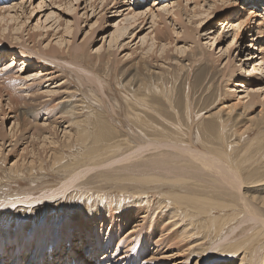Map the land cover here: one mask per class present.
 <instances>
[{
  "label": "rangeland",
  "instance_id": "obj_1",
  "mask_svg": "<svg viewBox=\"0 0 264 264\" xmlns=\"http://www.w3.org/2000/svg\"><path fill=\"white\" fill-rule=\"evenodd\" d=\"M15 1H21V0H7L6 4L4 2V3H0V5L4 6V4L7 5ZM25 1L26 0L22 1L25 4L24 5L25 7H23V10L24 9L27 10L30 8V6L29 8L27 6V3L29 0L26 3ZM39 1L41 2L40 4L41 7L38 9L40 12L39 11L37 12L36 17L37 18L41 17L40 21L42 22L43 25L45 24L48 27L47 29L49 33L48 35L49 37H46V35H44V36H39L38 38H36L35 41L38 43L37 46H39V48H43L50 38L51 39L53 38V40L55 39L54 41L52 40L51 42L52 44H54V42L58 38V35L64 34L63 28L65 27V25H68V24L71 25L75 19L77 20L78 24H76V26L73 25L72 27L73 30H75L76 32L74 37H72V35H68L69 37L66 35V40L69 39L70 41H73L72 43L74 45V46L70 45L71 42L69 43L68 41L69 48L67 49L68 51L67 53L65 52L64 54H62V56L60 57L58 56L57 59H49L47 57H43L42 55L34 54V56L39 57L40 60L44 61L47 64V65H44V68L46 67L47 68L44 69L42 67V68L36 69L37 67L30 66V67H26L25 69L23 68L24 71L22 72V74L20 73V71H18L21 77L19 76L20 79L17 78L19 81L16 78L14 80L17 82V85H15V90H17L15 91V94H16L15 96L18 97L19 100H21L17 102H20L23 107L19 103H17L19 105L16 104L14 105L13 108L10 109L8 105L6 104L7 95L2 90L0 91L1 93L0 107L2 105V108H0V113H1L0 119L2 120V117H3L1 116L2 110H4L3 113L4 112L6 114L9 113L8 119L6 117L5 118L6 120L4 119L5 121L3 122H1L0 120L1 122L0 123V258L1 259L5 258L6 261H4V264L11 263L12 261L11 257H14V252L12 253L11 251L14 248L16 249L20 245H23L22 247L26 246L25 244L27 243V240L32 239L33 242H35L34 235L36 236V234L40 233V231H43V230L45 231L46 229H47L46 232L51 231V235L50 233H48V235L54 240V244L56 242L60 243L62 240L59 239L56 232L51 228V227H55L59 225L60 223L61 225L59 226L58 230L62 228V223L63 224L64 223L74 224L72 227H68V226L65 227V230H64V232L66 233L68 230H71L72 241L73 240L76 241L74 245L78 244V242L85 245V243L87 242L85 241V232H88L89 235H91L92 237H95V234L98 235L100 241L102 242L105 240L107 235L111 234V236L114 237L113 244L116 243L114 246L118 245V253L120 252L119 254L121 256L129 255V260L130 259L135 260L134 254H132L130 250L134 251L137 248H141L144 250L143 252L144 259L142 260L141 263L147 261L152 264H194L196 262L197 260L196 255L195 257L187 261L179 258L180 256L178 257L173 256L174 247L171 245L174 243L175 241L174 239L176 238V235H174V233L175 232L179 233L181 230L180 227H183V225H186L190 219H192L194 223L195 222L197 224L199 223L198 231L200 228L199 232L200 234H203L204 236L206 232V228H207L206 225L210 224L211 220L215 222L220 221L222 219H226V217L230 216L232 213H235V212L238 213L237 215L234 216L233 220L235 221L232 220L233 223L231 222V224L227 226L228 228L225 227L219 233V235L211 238V235L213 234V231H212V233L210 232L209 234V238L202 239L204 241L202 245H204V247L207 248V251H206L205 256L199 262V264H234L237 260L233 263L231 262L228 263L229 260L234 256L227 257L224 255H221V252L219 251H217L214 258H210L209 256L211 255L213 251L219 249L220 247L227 246V245L230 246L232 242L238 241L242 238H248V237L252 238L255 236L254 238L263 237V240H264V234H263L264 228L262 227V224H260L258 220L249 219L250 217L249 215L246 214L247 212H245L242 208H239L238 205H234V206L227 205L226 207L222 205L210 206L208 208L209 210L208 215L201 213L200 211H198L197 208H195L193 210L196 211L198 214H195L193 212L194 216L192 217L191 215H189L187 216L188 219L187 217H185V219H182V217H184L182 214L180 215L182 217L180 218V222L177 224V226L171 225V226H168L167 229L161 230V228L166 226L168 222L171 220L166 218L165 221L161 222L164 226H160V223H157V221H154L156 216L162 217L167 213V211H171L173 209L174 203L175 205L179 204L178 206H181L183 211L185 210V206L191 205L190 203H192L193 200L190 201L191 198L185 199L181 195H184V196L189 195L187 193L191 192L192 194L193 191L197 193L199 192L203 193V195L204 194L209 195L207 191L206 193L198 191V190L196 191L197 188H195V186L191 184L192 178L196 179L199 173L200 175L202 174L203 176V178H201L203 179V182L202 181L199 182L201 183L200 185L213 184L215 186L211 188V190H213L214 192L213 198L215 199L214 200L215 202L219 201V202H223L224 204H229L233 201H236L238 190L236 191L232 189L224 181L219 180L217 182L211 183L210 180H207L211 178V176L208 174L207 171H204V172L200 171V169H198V166L195 168L185 166L186 163L184 160L186 159L185 157H187L188 155L182 152L183 150L182 148H177L176 146H172L171 144L172 142L159 143L156 141L157 139H155L154 141H151V143L149 141L146 142L147 138H149L148 132H150L152 128L146 129L144 126H141L140 127L141 130H140L139 128H136L134 125V121H135L134 114L137 112L139 113L140 116L142 115L146 117V114L150 113V110L147 107H150L152 109H157L159 108V106L160 107L164 106L165 108L167 107L166 108L167 113L170 116L168 117L169 121L173 122L174 124L177 121V119L175 118V115H172L171 111H174V113L178 117H179V113H182L183 117H187V113H189V110L192 109L191 112L193 114L189 116L188 121L191 122V125L194 127L195 131L197 129V132L195 133L197 134L195 135V138H196L195 141H197L196 143L199 144L198 131L200 128H198L199 126L198 124L202 122L201 120L207 119L206 114L204 112L207 111V115H208V113L217 109V106L213 104V105H210L209 108L204 110L207 104V101L211 102L213 98L218 97L219 95H222L224 96V99L226 102L233 103V102H237V99L244 96L242 92H245V91H242L243 89L242 85L246 82L243 81L242 79L243 76L241 74H243L244 69H245L244 72L247 73V67H246L248 66L247 62L244 61L245 66L242 65L243 67H241L240 70L235 71L233 74H231L230 72H227L225 76H221L220 71L224 65V62L227 59V54H228L227 51L225 53L223 51L225 50L227 46V42L230 40V38H226L230 34V31H228L226 37H222V36H224L223 35L224 32L227 29L229 30L230 27L228 26L229 25L228 24L226 25L227 27L226 26L224 27L226 29L224 28L221 29V28L228 21L232 23L233 25H235L240 20L248 18L251 27L254 29L253 31L255 35L257 25L262 23L260 21V18L258 17L259 16L258 14L263 15L264 10L259 8L260 11L258 10V14L255 13L254 15V12H252L251 10H247V7H249V5L247 7L242 8L243 5L247 4L248 2L247 0H230V1L227 0L229 3L232 4V6L228 8L221 6L220 8H223V9L216 11L217 12L216 16L211 18V21H212L211 22L212 24L211 32L212 33H214V31L222 32L223 30H225L221 34L222 39L218 41V43L216 41L212 45L209 44V36H210L209 32L210 31H203L201 30L202 27H198L196 31L197 33L195 35V41L197 42H195V44L193 43L192 45L202 53V56L204 55L203 58L207 59V64H204V65L202 64V66H200L202 68L198 67L194 69L197 66L198 64L197 62L200 59L197 58L195 62H192V59H190L192 57L185 58L184 60V63L186 65L193 63L188 67V69H186L185 67L181 69L179 67V64L177 63L178 64L177 65L174 60L173 61L175 63L172 61L174 63L173 66L168 65L169 64L168 62H170L168 60L164 61L165 63H161L160 61L161 59L159 55L161 51L159 50L157 51L156 56L152 57L154 59L152 60L153 61L152 64L155 66L158 64L157 65L158 67L162 68L163 70L169 71L168 73L165 72L166 75L164 76L165 79L162 85L163 88L160 91L162 92V96L166 97L167 99H170V106L174 107V110H172L173 107L171 109L170 106H166V103L163 101V99L159 97L160 95L158 94L159 89L157 90L156 88L153 89V91H152V88L146 89L144 91L146 94L145 100H148L152 107L149 106L150 104H148L147 101L143 103V101L141 102L140 99L138 100V98L134 97L135 94L133 92L132 87H128L126 84H124L125 81L123 77L121 76L120 73H118V71L120 70L119 69L120 67L130 64L131 62L137 60V58L141 56V47H138L141 43V40H142L141 38L146 36V39L148 40V38H150L149 36H151L152 34H150L149 36L147 34L150 31V29L152 30V27L144 29L140 33H133L130 37H124V39L121 42H120L121 39H119L118 41L120 42L119 46L114 45L112 47L114 50H116L115 49L116 47L119 50V51L116 50V53L114 54L116 57H114L113 59V60H116L117 62H115L114 65L113 63L109 64L108 67L99 65L98 66L99 68L97 67L98 71H94L95 72L94 73L93 69L91 68L95 60L94 58L97 55V51L99 50L102 51L103 46L107 48V46L110 45L109 37H111V33H113V31L116 28L115 24L118 21H120L122 18H124L123 16L125 12L122 13L123 15H120L122 11L118 12L119 14H115L113 13L112 10L117 9L119 11L123 9L124 7H121V8L117 7L115 9H105V11H102L101 13H97L99 11V8H97L95 11H93V9H89V6L87 8H84L85 10L80 9V7L84 6L85 4L84 1H80L81 3L77 2L78 4L73 6V8L77 6L79 7H77L76 9H72V11L67 8L63 10L61 8L63 6L58 7L57 4L54 5L51 1L34 0L32 1V3L36 5L35 2L38 3ZM119 1H122V0H119ZM158 2L160 3L159 7H161L162 6L161 4L164 5L167 2H170V0H158ZM72 3L74 4V1ZM152 3H153V0H147V1L143 0V3L140 4L141 6H139L138 9H142V8L146 9L149 6H151ZM184 3L185 1H183V6H184ZM34 5H32L31 7H33ZM53 6H55L56 8ZM256 7L257 6H255L254 8ZM154 8H157V7H154ZM190 8H192V4L190 5L188 2L187 10L188 9L190 10ZM26 10H24V13H22L21 15L22 19H26L24 16L27 17L28 12ZM61 10L67 13L63 14ZM25 11H26V15H25ZM248 11L249 13L250 12L251 13L248 14L247 13ZM47 13L50 17L44 23ZM55 13L60 14V16H57ZM182 15L184 16V17L182 16L183 17V20L181 21L182 24H186V26H190L193 28L194 26L197 25V24L194 25L193 23L196 21V19H192L190 22L191 24L187 22V18L185 17L186 16L185 10L182 11ZM36 17H34V19L33 18L28 19V20L26 19L27 21H25L24 25H21L22 27L20 28L24 30H23L22 38L20 37V40L17 39L19 43L23 38L26 39L27 36L25 34L31 31L32 27L36 25V20H37ZM146 18H147L146 22H148L146 25L147 26L151 25L152 24L150 23L151 17H146ZM96 20L98 22H96L94 25L93 23ZM59 22L61 24L60 26L57 27ZM165 23L162 22L160 27L166 30L168 35H170L172 33L171 29L173 27L171 24L174 22L173 20H171V17L168 16L166 18ZM49 25H50V28H49ZM176 27L178 28L179 25L178 24L175 25V28ZM94 29L95 30L97 29V30L95 31ZM59 31L60 33L58 34ZM244 31H246L244 32V35H247L246 39L244 40L242 44L246 46L244 47V53H243L244 56L243 55H240V56L238 55V57L235 56L236 50H234L233 52L232 51L229 52V54H231L230 58H234L232 59L234 61L235 59L238 60V58L242 57L241 59L244 60V57L246 58L245 55L246 53H248V50H252L253 52L252 55L255 54L252 60L254 59V61L255 62L257 61L256 63H258L260 61V52L262 51V49L258 48L256 50V46L252 45V42H250V38L248 36L250 34L249 31L248 32L247 30H244ZM11 32H13L12 34L15 33L14 31H10V33ZM6 33L7 32L5 31V34ZM18 34L20 36V33ZM17 35L16 34L13 35L12 40L11 39L5 40V39L0 38V46L3 47V44L5 43L6 45L4 46H7L4 49L0 48V52H6V54L8 55V57H6V59H4L3 62H6V64L11 63L12 66H14L15 70H22L20 69L21 61L16 60L17 62H14L15 60L11 59L12 58L11 52L13 51V47L14 49L17 47L23 48L18 43V41L14 39L16 38L14 36H17ZM198 36L200 38H198ZM84 37H85V40H84ZM197 38L199 41L197 40ZM15 41H17V45L11 46L10 44H12ZM144 41H143V46L146 44L145 39ZM29 42L30 40L27 41L26 43L28 46L34 45V43L28 44ZM149 42L150 40L148 41V44ZM240 43H241L240 40L239 42H236L235 47L239 48ZM176 44L181 45L182 43L176 42ZM75 46H82V51H84V55L81 58L82 60L77 59L72 56V54L74 53V50L72 49ZM252 47H254L255 49H253ZM169 52L171 53V50ZM173 53L175 54V51ZM213 56L214 57L216 56L217 58L216 57L214 58ZM1 62L2 61H0V63ZM248 62H251V60H249ZM34 64H35V61H34ZM238 64L239 62L238 63L235 62V65H238ZM93 73L97 76L99 81L96 79ZM57 75L59 77H57ZM197 75H199L198 79L195 78V76ZM207 76L208 78L212 76L213 80L209 78L211 84L209 83V81H207ZM194 80H196V82L199 83L198 86H194ZM54 82L56 83V85ZM259 82L260 81H258V83L256 84L257 86L260 85L262 81L260 83ZM62 83H64L65 86L67 87L69 86V87L66 89H64L65 87L62 88L63 87ZM254 83L255 82L253 81V84ZM262 84L264 85V82H262ZM8 86H9L8 87L9 89L12 88L10 87L11 85H8ZM55 86L57 87L55 88ZM28 87H30V90L36 89L34 92H39L38 95H40L41 97L35 94H32L30 92H27V90L25 89H27ZM52 88L57 89L59 91L67 90V89L71 91L68 94L66 93L67 95L65 93H60V94L62 95V97L66 95L64 99L66 101L68 100L67 102L71 101L70 104H72L74 108L77 105L81 106L80 107L81 111H79L80 114L78 115L79 119L81 118L85 119L86 123L88 124L89 130L91 131L92 129V132L94 131L96 133L95 137L90 135L89 139L87 138L86 140H84L81 143V145L76 144L77 147L73 146L71 150L69 149L70 151L68 149L62 150L64 158L60 161V164L62 162L64 163L63 165H66L68 160L69 162L73 161L74 157L75 159L76 158L79 159V155L75 154V152L78 151L80 148L82 149V147L84 149L85 147L91 146L92 141H94L92 138H96V143L97 145H99V149L96 148V150H100V148L102 147L101 151L94 153L93 155L94 158H91V159L86 158V160L85 158L79 159V161H83V162L76 163L77 165L76 164L72 165L74 167L70 166V168H68L69 170L64 169L61 166H58V164H53V160L51 159L52 157L50 155L52 151L51 150L52 146L48 144L49 139L44 138V136L53 135L52 137L60 136L58 137V140L64 139V135L62 133H65L67 129L66 128L64 129V127L68 124L67 117H63L65 115H62L59 112L57 113V109H54L55 107L51 106L53 104L48 105V103H50L48 99L50 98L49 96L51 94L54 95L57 93V91L55 93H50L49 90ZM152 97L154 101L151 100ZM43 99H47V100H43ZM23 100L27 101V105H26V101H23ZM38 101L41 102V105L38 104ZM237 104L238 106L234 110L233 112L234 114L240 113L242 109L241 108L242 106H240L241 103L237 102ZM33 105L34 107H36V109L38 108L37 110L35 109V111L37 112L34 111L33 113H30V114L20 113L24 109L29 110L30 107H33ZM38 105L40 108L38 107ZM141 105L142 107H140ZM20 106L21 108H19ZM15 107H18V108L16 109ZM46 107L49 108V110ZM259 109H260L259 105L255 106V111H258ZM197 111H200L202 114L196 115ZM15 113L18 114L17 115L18 120H16L15 125H13V118L10 119L9 117L11 115L14 117ZM53 113L55 114L53 115ZM21 115L22 116L26 115V116L20 117ZM60 115H62L63 118ZM53 117H54V120L55 119L57 120L54 121L52 119ZM51 120L54 121V123ZM26 121L28 122L31 121V123L28 124L29 126L25 124ZM186 121L187 120H182L181 121L182 123L181 122L179 123V124H183V126L181 125V129L183 127L186 129L187 124L189 125V123H186ZM232 122L233 121H231L223 129L224 135H227L228 133L233 134V130H230L231 129L230 125ZM235 122H240V120L236 119V121L234 120V123ZM33 124H35L36 127ZM94 124L96 126H94ZM179 124L177 123V126H179ZM37 125H40L41 127L40 126L38 127ZM169 125H171V123L168 124V126ZM60 126H62L63 128ZM47 127H50L49 129L51 131H54L55 133L51 132ZM54 127H55V130H53ZM158 128L159 126H156L154 129L156 130ZM263 133L264 132L258 133L256 131L251 133L247 138L245 137L246 142H249V141L256 142L257 140H255L254 137L255 136L261 137ZM31 134L34 136H31ZM203 134H205L203 135V137H205L206 139H209L210 143H212L214 147L220 148L221 144L219 142L222 139L221 137H219L220 136L219 134L217 136L212 134L214 137L212 135L209 136L207 133H203ZM16 135L18 136V138ZM142 135L144 136V138ZM49 137L52 138L51 136ZM123 137H125L124 139L127 140L126 144L124 143L123 145H118L117 147L112 149V151L110 150L104 151L103 149L104 145L110 142L115 143L116 141L119 140L118 138H123ZM245 139L242 141V143L245 141ZM261 139L263 140L264 136L261 137ZM229 141L231 142L232 139L227 140L228 143ZM75 143L76 142H74L73 140V145ZM36 145L37 146L39 145V146L37 147ZM235 146H236V143L235 145H233V147ZM241 146L243 145L237 144L236 149L230 150L232 157H233V162L237 161L236 162L237 166L240 165V168H241L240 171L243 176L242 178L243 181L241 183L242 185H240L238 192H243L245 189V191L252 194V192L249 190L250 189L259 190V188H261L262 183L264 182V181L260 182V180L262 179L264 180V176H263L264 173L262 172L264 171V148H261L258 151L257 144H252L247 149V151L245 150L239 151ZM197 147L199 150L200 146H197ZM35 149L37 150V152ZM32 151L36 152V154L34 153L36 157L35 155L32 154ZM71 151L74 152V155ZM260 153H261V156L257 159ZM38 154H40L41 156L40 155L38 156ZM65 154L66 155L68 154L67 155L68 157ZM254 154L256 155L252 157ZM32 156L36 158L37 160L36 159L31 160ZM235 158H237V160H235ZM84 160L86 162H84ZM16 161L18 162V165L20 166L19 168L20 172L13 175L12 173L13 171L10 170V168L11 166L14 165L13 163H15ZM29 162L30 163L32 162L31 163L33 165L32 170L29 169L30 167V164H28ZM190 164L195 165L192 162H190ZM89 165H91V167ZM70 169L73 171L74 174L72 173ZM205 172L206 174H204ZM212 177L214 178L216 177L215 179L219 178L218 176H215V175ZM173 178H178V180H174ZM146 181L147 183H145ZM186 183L187 185H185ZM227 186L230 188H228ZM252 191H255V190H252ZM258 192H261L260 193L261 195L264 194L260 190ZM174 194L180 195L183 198L181 199L182 203L179 201L178 202L174 201V197L176 196ZM86 197H89L90 202L101 201L104 207L112 211L114 210L112 213V216L111 215L109 216L107 212H102L100 216L99 214L93 215V213H91V215L87 217L86 215L79 213L77 210V207L83 204V201L85 200ZM218 197L219 199H217ZM66 201L70 203V206L74 205V207H71L69 210V207L65 205ZM138 201H140L139 205L137 204L139 209L135 210L134 208L137 207L135 203H138ZM10 202H12V204H10ZM5 204L6 205L9 204V205L6 206ZM146 204L149 209L148 217H147V213L146 214L145 212L142 213L144 209L143 206ZM182 205H184V207ZM109 206H112L113 208ZM117 206H120V207H117ZM66 208H68V212H71L72 217H68V215L66 214L67 212L65 210ZM241 209H242V212L245 214H243L242 212H238V211H241ZM226 213L228 214L227 216H225ZM142 215L143 217L146 215V217L143 218L141 217ZM206 218H208L210 221L206 222ZM78 222L82 223V228L78 226ZM163 222H166V224ZM234 225H236L237 228L234 227ZM230 227H231V230H229ZM172 230L174 233H172ZM251 230L253 232H251ZM254 233H257V234L254 235ZM259 233L263 234V236L262 235L259 236L258 235ZM31 235L33 236L31 237ZM251 235L252 237H250ZM78 236H80V238ZM174 236L175 238H173ZM167 237L170 239H168ZM198 237L199 236H196L194 234L191 240H195ZM16 240L21 241V243H19L20 245H17L18 242ZM170 240L173 243H171ZM23 242H26V243H23ZM102 242L100 244H102ZM256 244L264 245V242L263 243L258 242ZM11 245L13 246V249H11L12 247ZM30 245H31V248H28V249L23 248L22 251L18 252L20 253L19 254V264H25L26 260L28 261L31 258L30 257L31 253L28 250L29 249L32 250V247H34V245L32 243H30ZM62 245H64L63 242L59 249V254L58 256H56V258L58 259L61 257L63 250H64V247H62ZM50 247L52 251L53 246H50ZM94 248L96 249L97 247L94 246ZM95 249L93 253H96ZM114 251H115V248L111 253H114ZM76 252H77V249H76ZM123 253L125 255H123ZM263 253L264 252H262V249L257 250L256 258L254 259L253 264H264V261H262L263 263L260 262L261 260L260 258L262 257V255L264 256ZM51 254H54V252H51ZM77 254L79 253L77 252ZM87 255L93 256V254L90 255V253H87ZM51 258H54V255ZM32 260L33 258H31L29 261H32ZM40 264H43V263H40Z\"/></svg>",
  "mask_w": 264,
  "mask_h": 264
},
{
  "label": "bare ground",
  "instance_id": "obj_2",
  "mask_svg": "<svg viewBox=\"0 0 264 264\" xmlns=\"http://www.w3.org/2000/svg\"><path fill=\"white\" fill-rule=\"evenodd\" d=\"M22 1L23 0L11 2V3L7 4V5H5L6 4V2H5L4 6H6V7L0 5V38L5 39V40L6 39H11L12 40L13 39V35H15V34L17 35L18 33H20V36H19V34L17 36H14V37H16L14 39H16V40L19 39L20 40V37L22 38V36H23V30H24V29L22 30L20 28V27H22L21 25H24L25 21H27L28 19H32V18L34 19V17H36L37 12L39 11L38 9L41 7L40 6L41 2L40 1L38 3L35 2L36 5H34L32 3V1H34V0H29V1L26 0L25 1V3L28 1V3H27L28 8L30 6V8H29L30 10L29 9H27V10L24 9V10H26L28 12L27 13V17L23 15L27 19L26 20V19H22V16H21L22 13H24L23 7H25L24 6L25 4ZM45 1H51L54 5L57 4L58 7L59 6H63L64 8L61 7L63 10L65 8H67V9H70L71 11H72V9H76L77 7H79V6H77V7L73 8V6L78 4L77 2H80V1H84V3H85L83 7H80V9H84V8H87L89 6V9H93V11H95L97 8H99V11L97 13H101L102 11H105V9H115L117 7H119V8L124 7L125 8V9L123 8V9H121L119 11L117 9L112 10L113 13H115V14H119L118 12L122 11L120 15H123L122 13L125 12L124 16H123L124 18H122L120 21H118L115 24L116 28L113 31V33H111V37H109L110 45H108L107 48H105L104 46L103 47L101 46L103 48V50L102 51H100V50L97 51V55L94 58L95 60H94V62L92 64V68H91V69H93V72L94 71H98V68H99L98 66L99 65H103L105 67H108L109 64L113 63V65H114V63L117 62L116 60H113V59H114V57H116L114 54L116 53V50H118V49H117V47L116 48L114 47L116 49V50H114L112 47L114 45L119 46L120 42L124 39V37H130L133 33H140L142 30L147 29L149 27H152V30L150 29V31H149L150 33L148 32V34H147L148 36L150 34H152L151 36H149L150 38H148V40L146 39V36L141 38L142 39L141 43L138 46V47H141V56L139 58H137L138 57L137 56L136 57L137 60L131 62L130 64L120 67L119 68L120 72L118 71V73L121 74V76L123 77V79L125 81L124 84H126L128 87H132L133 92L135 94L134 97L138 98V100L140 99V101L141 102L143 101V103H145L147 101L148 104H150V102L148 100H145L146 94H145L144 91L146 89H151V88H152V91H153V89L156 88L157 90L159 89V92H158V94H160L159 97H161L163 99V101L166 103V106H170V99H167L166 97L162 96V92L160 91L163 88L162 85H163V82H164V79H165L164 76L166 75L165 72L168 73L169 71L163 70L162 68L158 67L157 66L158 64L156 66L152 64V62H153L152 60H154L152 57L156 56V53H157L158 50L161 51L160 53L158 52L159 55H160L161 63H165L164 61L168 60V61H170V62H168L169 63L168 65L169 66H173L174 63L176 62V64L177 63L179 64V67L181 69H183L184 67L186 69H188V67L191 64H193V63H191L189 65H186L184 63L185 58L192 57V58H190V59H192V62H195V60L198 58L200 60L197 62L198 64L194 68V69H196V68L202 66V64L203 65L207 64V59L203 58L204 55L202 56V53L192 45L193 43L195 44V42H197V41H195V35L197 33L196 32L197 28L198 27H202L201 30L210 31L209 32V35H210L209 36V44L210 45L214 44L216 41L218 43V41H220L222 39V37H226L228 31H230V34L226 37V38H230V40H229L230 42L229 41L227 42V46H226L225 50L223 51L224 53L226 51L228 52L227 59L224 62V65L221 68L220 72H221V76H225L227 72H230L231 74H233L235 71L240 70L241 67H243L242 65H244L245 62L248 63V66H246L247 67V73L244 72L245 71V69H244L243 74H241L243 76V78H242L243 81H245L246 83H244L242 85V88H243L242 91H245V92H242L244 94V96H242L241 98L237 99V102L241 103L240 106H242L241 107L242 109H241L240 113H238V114L237 113H235V114L233 113L234 110L236 109V107L238 106L237 102L228 103V102L225 101L224 96H222V95H219L218 97L213 98L211 100V102L207 101V104H206L204 110L209 108L210 105H213V104H215V106H217V109L212 111V112H210V113H208V115H207V111L204 112L206 114V118L207 119L203 118L204 120H201L202 122L200 124H198L199 125L198 128H200L199 131H198L199 144L196 143L197 141H195L196 140L195 135H197L195 133L197 132V129L195 131L194 127L191 125V122L188 121L189 120V116L191 114H193L191 112L192 109H190L189 113H187V117H183L182 113H179V117H178L174 113V111H171L172 115H175V118L177 119L175 124L173 122L169 121L168 117H170V116L167 113V109H166L167 107L165 108L164 106L163 107L159 106V108L156 107L157 109H152L150 107H147L150 110V113L146 114V117L142 116V115L140 116L139 113H137V112L134 114L135 117L134 116L133 117H134V120H135L134 121V125H135L136 128L140 129L141 126H144L146 129H151L152 128V130L150 132H148L149 138H147L146 142L149 141L151 143V141H154L155 139H157L156 141L159 142V143L172 142L171 143L172 146H176L177 148H182L183 149L182 152H184L185 154L188 155L187 157H185L186 159L184 160L185 163H186V164L184 163L185 166L192 167V168H195V167L198 166V169H200V171H202V172L207 171L208 172V174L211 176V178L207 179V180H210L211 183L212 182H217L219 180L220 181H224L232 189H234L236 191L237 190L239 191V187H240V185H242L241 183L243 181V179H242L243 176H242L241 171H240L241 170L240 165L237 166V163H236L237 161L236 162L234 161L235 163L233 162V157H232V154H231L230 150L236 149L237 148V144L243 145V146H241L239 151H242V150L247 151V149L252 144H257L258 151L261 148H264V139L263 140L261 139V137L264 136V133L261 135V137H257V136L254 137V139L257 140L256 142H253V141L246 142V139H245V137L247 138L251 133H253L255 131L258 132V133L264 132V85L262 84V82H264L263 81L264 80V76H263L264 75V12H263V15L258 14L259 8L264 10V0H247L248 1L247 4L242 6V8H244V7H247L249 5V7H247V10H251L252 12H254V15H255V13H257L259 15L258 17L260 18V21L262 23H260V24L258 23L259 25H257V27H256V34L255 35H254V31H253L254 29L251 27L248 18H246V19L240 20L235 25H233L229 21L226 22L225 25L221 29H223L228 24H229L228 26L230 27V29L229 30L227 29L226 31L223 30V31H225L224 34H223L224 36L221 35L223 31L222 32L214 31V33L211 32V30H212L211 18L216 16V13H217L216 11H218L220 9H223V8H220L221 6L225 7V8H228V7L232 6V4L229 3L227 0H177V1H175V0L171 1L170 0V2H167L164 5L161 4L162 5L161 7H159L160 3L158 2V0H153V3L151 4V6H149L146 9L142 8L144 10L138 9V7L141 6L140 4L143 3V0H138L137 2H135V1L133 2L132 0H126V1L122 0L123 2L119 1V0H45ZM73 1H74V4L72 3ZM145 1H147V0H145ZM183 1H185L184 6H183ZM188 2H189L190 5L192 4V8H190V10L188 9L189 11L187 10ZM32 5H34V6L31 7ZM255 6H257L256 7L257 10H256V8H254ZM53 7H55V6H53ZM154 7H157V8H154ZM34 9H36V10H34ZM63 10H61V12L63 14H66L67 12H64ZM183 10H185V14H186L185 17L187 18V22L188 23H190L192 19H196V21L193 22L194 25L197 24L196 26H194V28L190 27V26H186V24H182L181 21L183 20V17H184L182 15V11ZM26 11H25V15H26ZM18 12H20V13H18ZM108 12H110V11H108ZM247 13L250 14L251 12L249 13V11H248ZM56 15L60 16V14H56ZM168 16L171 17V20H173V22H174V23L171 24L173 26L172 29H171V32H172L171 34L172 35L171 34L168 35L166 30H164L162 27H160L162 22H164V23L166 22V18ZM49 17L50 16L47 13V16H46V18L44 20V23L46 22L47 19H49ZM146 17H151L150 23H152V24L149 25V26L146 25L148 23V22H146V19H147ZM252 17H254V16H252ZM40 20H41V17L40 18L38 17L37 20H36V25L34 27H32L31 31L28 30L29 32H27L25 34L27 37L24 35L26 37V39L23 38L24 40L22 39L20 41V43L17 40L18 43L23 48L17 47V48L14 49V47H13V51L11 52V56H12L11 59L15 60L14 62H17L16 60L21 61L20 69H22V70H15L14 66H12L11 63L10 64H6V62H3L4 59H6V57H8V55L6 54V52H0V56L2 58V59L0 58V61H2L0 63V91L2 90L7 95V101H6L7 103L6 104L8 105V107L10 109L13 108L14 105H16L17 103H19L21 105L20 102H17V101H21V100H19V98L15 96L16 95L15 91H17V90H15V85H17V82L14 81L15 78L16 79L19 78L20 73L22 74V72L24 71V69L26 67H30V66L33 67L34 66V67H37L36 69H39V68H42V67L44 68V65H47L44 61L40 60L39 57L34 56V54L42 55L43 57H47L49 59H57L58 56L60 57L65 52L66 53L68 52L67 49L69 48V43L73 42V41H70L69 39L66 40V35L67 36L68 35H72V37L75 36L76 32H75V30H73L72 27H73V25L76 26V24H78L76 19L72 22L71 25L70 24L65 25V27L63 28L64 34H59L60 31L58 32L59 35H58L57 40L54 42V44L51 43L53 38L52 39L50 38L49 41L45 44V46L43 48H39V46H37L38 43L35 41L36 38H38L39 36H44V35H46V37H49L48 36L49 33H48V29H47L48 27L45 24L43 25ZM97 20L94 21V23H93L94 25H95L96 22H98ZM185 22H186V20H185ZM60 24L61 23L59 22L57 27L60 26ZM177 24L179 25V27L175 28V25H177ZM51 26H52V24H51ZM49 28H50V25H49ZM55 28H53V29H55ZM20 29H21V31H20ZM224 29H226V28H224ZM59 30H61V29H59ZM244 30H247V32L249 31L250 34L248 36L250 38V42H252V45L256 46V50L258 48L262 49V51L260 50L261 51L260 52V61L258 63H256L257 61L255 62L254 59L252 60V58L255 56V54L252 55L253 54L252 50H248V53H246V55H245L246 58L244 57V60L241 59L242 57L238 58V60L235 59L234 61L232 60L234 58H230L231 54H229V52L230 51L233 52L234 50H236V55L235 56L238 57V55L239 56L243 55L244 47H246V46H244L242 44H243V42H244V40L246 39V36H247V35H244V32H246ZM5 31L7 32L6 34H5ZM10 31H14L15 33L12 34L13 32L10 33ZM52 35H54V34H52ZM85 37H84V40H85ZM198 38H200V37L198 36ZM198 38H197V40H198ZM119 39H121L120 42H118ZM144 39L146 40V44L143 46ZM29 40H30V42L28 44L34 43V45L28 46L26 43ZM149 40H150V42L148 44ZM239 40H240L241 43H240L239 48H238V47H235V46H236V42H239ZM17 41H15L13 43L11 42L12 44H10V45L11 46H16L17 45ZM68 41H69V43H68ZM176 42H180L182 44L178 45V44H176ZM256 42H257V44H256ZM35 43H36V45H35ZM71 43H70V45H73V43L72 44ZM4 45H6V43L3 44V47L0 46V48L4 49L5 47H7V46H4ZM200 45H201V43H200ZM249 45H250V43H249ZM120 46H122V45H120ZM110 48H112V49H110ZM252 48L255 49L254 47H252ZM79 49L81 50V52H80ZM72 50H74V53L72 54V56L77 58V59H81L82 56L84 55V51H82V46H75ZM170 50H171V53L169 52ZM174 51H175V54L173 53ZM250 55H252V56H250ZM195 56H197V57H195ZM237 57H235V58H237ZM13 60H11V61H13ZM246 60H248V61L251 60V62H248ZM34 61H35V64H34ZM216 62H218V61H216ZM235 62L236 63L239 62V64L235 65ZM46 68H44V69H46ZM200 68H202V67H200ZM18 71H20V73H18ZM46 73H48V72H46ZM46 73H45V75H46ZM16 74L17 75L19 74V75L17 76ZM199 75L195 76V78L198 79ZM57 77H59V76L57 75ZM95 77L99 81V79L97 78L96 75H95ZM209 78L212 79V76L209 77ZM209 78L207 76V81H209V83H210V79ZM59 80H60V78H59ZM147 81H148L149 84L147 83ZM253 81L255 82L254 84H253ZM258 81H260V82L262 81V82L261 83L259 82L260 85L257 86L256 84L258 83ZM62 84H63L62 88L65 87L64 89L69 87V86L68 87L65 86L64 83H62ZM8 85H11L10 87H12V88L9 89ZM55 85H56V83H55ZM198 85H199V83H197L196 80H194V86H198ZM255 86H257V87H255ZM56 87L57 86H55V88ZM60 88H61V86H60ZM207 88H209V87H207ZM25 90H27V92H30L32 94H35V95L41 97L40 95H38L39 92H34L36 89L30 90V87H28ZM56 91H57L56 94H54V95L51 94L49 96L50 98H48V99H49L50 103H48V102L47 103H48V105L49 104H53L51 106H54L55 107L54 109H57V113L59 112L60 114L65 115L63 117H67V119H68L67 123L68 124L64 127V129L66 128L67 130L65 131V133H62L64 135V139H61V140L59 139L58 140V137H60V136L52 137L53 135H49L52 138H50L49 136H44V138L45 139H49L48 144H50L52 146L51 147L52 151L50 150L51 151L50 155L52 157L51 159L53 160V164H58V166H61L64 169H68V168H70V166L75 165L76 163H79V162L82 163L83 162V161H79V159L85 158V160H86V158L87 159L94 158L93 157L94 153H96L98 151H101L102 147L100 148V150H96V148L99 149V145H97V143H96V138H92L94 141L91 140L92 141L91 146L85 147L84 149H83V147H82V149L79 147L80 149L75 152V154L79 155V159H77V158L75 159V157H74L73 161H70V162H69V160H68V162L66 161L67 162L66 165H63L64 163H62V162L60 164V161L64 158L62 150H64V149L65 150H67V149L71 150L73 148V146H76V144L81 145V143L84 140H86L87 138L89 139L90 135L95 137L96 133L94 131H93L94 132L93 133L92 129H91V131L89 130L88 124L86 123L85 119H82V118L79 119L78 115L80 114L79 111H81V109H80L81 106L77 105L74 108V106L72 104H70L71 101L67 102L68 100L66 101L64 99V97L68 93H70L71 91H69L68 89L59 91V90L54 89V88L49 90L50 93H55ZM60 93H65V94L67 93V94L65 96L63 94L64 97H62V95ZM17 94H18V92H17ZM59 94H60V96H59ZM234 94H236V93H234ZM0 95H1V93H0ZM22 97H23V95H22ZM43 100H47V99H43ZM151 100H153V97L151 98ZM23 101H26V100H23ZM135 102H137V101H135ZM143 103H142V105H143ZM19 104H17V105H19ZM38 104L41 105V102L38 101ZM26 105H27V101H26ZM39 105H38V107H39ZM142 105L140 107H142ZM257 105L260 106V109L258 111H255V106H257ZM21 106L19 108H21ZM149 106H151V104ZM172 107L170 106L171 109H172ZM0 108H2V105H1ZM15 108L17 109L18 107H15ZM175 108H176V106H175ZM35 109H36V107H34V105H33V107H30L29 110H26V109H24L23 111H21L20 109L19 110L21 111L20 113H22V114H30V113H33L35 111ZM47 109L49 110V108H47ZM172 110H174V107H173ZM3 111L4 110H2V115H1V116H3L2 120L0 119L1 122L5 121L6 117L8 119V114H9V113L6 114L5 112L3 113ZM12 111H13V109H12ZM35 112H37V111H35ZM54 114L55 113H53V115ZM199 114H202V113L200 111H197L196 115H199ZM17 115L18 114L15 113L14 117L12 115L9 117L10 119L13 118V125H15V123H16L15 121L18 120ZM62 115H60V116L62 117ZM222 115H224V116H222ZM25 116L21 115L20 117H25ZM52 119L54 120V117ZM236 119H239L240 122H235L234 123V120L236 121ZM55 120H57V119H55ZM182 120H187L186 123H189V125L187 124V128L186 129L184 127L181 129V125L183 126V124H179V123ZM19 121H20V119H19ZM54 121H52V122L54 123ZM231 121H233V122L230 125V128H231L230 130H233V134H229L228 133L227 135H224L223 134V129ZM27 122L28 121H26V123H25L27 125L29 123H31V121H29L28 123ZM89 123H90V121H89ZM170 123H171V125L168 126V124H170ZM177 123L179 124V126H177ZM20 125H21V123H20ZM33 125L35 126V124H33ZM234 125H235V127H234ZM37 126L39 127L40 125H37ZM94 126H96V125L94 124ZM156 126H159V128L155 130L154 128ZM24 127H25V125H24ZM31 127H32V125H31ZM60 127H62V126H60ZM47 128L49 129L50 127H47ZM53 130H55V127L53 128ZM50 131H48V132H50ZM51 132H54V131H51ZM193 132H194V134H193ZM177 133H178V135H177ZM203 133H207L209 136L212 135V134L217 136L219 134L220 135L219 137H221V139H222L219 142L221 144L220 148L219 147H214V145L212 143H210L209 139H206L205 137H203V135H205ZM31 136H34V135L31 134ZM17 138H18V136H17ZM124 138L125 137L118 138L119 140L116 141L118 143L115 142L116 144L115 143H111V142L107 143L103 147L104 151L105 150L112 151V149H114L118 145H123L124 143L126 144L127 140H125ZM143 138H144V136H143ZM90 139H91V137H90ZM231 139H232V141L231 142L229 141V143H228L227 140H231ZM244 139H245V141L242 143V141ZM73 140H74V142H76L74 145H73ZM235 143H236V146L233 147V145H235ZM38 144H40V143H38ZM196 145L200 146L199 150H198V147ZM91 149H93V150H91ZM94 149H95V151H94ZM11 150H12V148H11ZM39 151H40V149H39ZM36 152H37V150H36ZM36 152L32 151V154L35 155ZM257 152H256V154H257ZM47 153H49V152H47ZM64 153H66V152H64ZM72 153L74 155V152H72ZM256 154H254L252 157H254ZM39 155L40 154H38V156ZM260 156H261V153L259 154L257 159ZM35 157H36V155H35ZM33 159L35 160L36 158H34L32 156L31 160H33ZM115 159H117V158H115ZM71 160H72V158H71ZM85 160H84V162H86ZM100 160H102V159H100ZM235 160H237V158H235ZM64 161H65V159H64ZM238 161H239V159H238ZM35 162H37V161H35ZM39 162H38V164H39ZM190 162L194 163L195 165H191ZM31 163L30 162L28 163V164H30V167H29L30 170L33 169V165ZM13 164L14 165L11 166L10 170L13 171L12 173L14 175V174H17L18 172H20V170H19L20 166L18 165L17 161L15 163H13ZM26 164H27V162H26ZM85 164H83V165H85ZM89 166L91 167V165H89ZM89 166H88V168H89ZM21 167H22V165H21ZM56 167H57V165H56ZM72 167H74V166H72ZM57 171H58V169H57ZM262 172L264 173V171H262ZM72 173H73V171H72ZM70 174H71V172H70ZM204 174H206V172ZM79 175H81V174H79ZM214 175L218 176L220 179L219 178L215 179L216 177L215 178L212 177ZM263 176H264V174H263ZM68 178H67V180H68ZM201 178H203V176H202V174L200 175V173H199L197 175L196 179L192 178L191 184H193L195 186V188H197L196 191L198 190V191L205 192V193L207 191V193L209 195H205V194L203 195V193H200V192L197 193L195 191H193L192 194H191V192H188L187 194H189V195H185V196L181 195L185 199L186 198L187 199L191 198L190 201L193 200L192 203H190L191 205L190 206H185V210L183 211L182 207L178 206L179 204L175 205V203H174L173 209L171 211H167L166 210L167 213L164 216H162L164 218H162L161 216H159V217L156 216L154 221H157V223H160V226H164L161 222L165 221L166 218L171 220V221L168 222V224L166 226L161 228V230H165V229H167L168 226H171V225L172 226L173 225L177 226V224L180 222V218L182 217L180 215H182V214L184 216V217H182V219H185V217H187L189 215H191L193 217L194 213L198 214L196 211L193 210L195 208H197L198 211H200L201 213L208 215V211H209L208 208L210 206H214V205H222V206H225V207L227 205H230V206L238 205L239 208H242L245 212H247L246 214L249 215V217H250V218L248 217L249 219L258 220L260 222V224H262V227L264 228V194L261 195L260 194L261 192H258L260 190V191H262L264 193V182L262 183L261 188H259V190L258 189H250L249 191H251L252 194H250L247 191H245V189H244L245 192L244 191L243 192H238L237 191L236 201H233V202H231L229 204H224L223 202H219V201L215 202L214 201L215 200L213 198L214 192H213V190H211V188L215 187V186L213 184H211V185H206V184L205 185H200L201 183H199V182H201V181L203 182V179H201ZM173 179L174 180H178V178H173ZM261 181H264V180L262 179V180H260V182ZM69 183H70V181H69ZM145 183H147V181ZM185 185H187V183ZM230 187H228V188H230ZM195 188H194V190H195ZM183 189H184V187H183ZM252 190H255V191H252ZM195 194H197V195H195ZM174 195H176V194H174ZM181 196L180 195H176L174 197V201L175 202L179 201V202L182 203L181 199H183V198ZM233 197H235V196H233ZM217 199H219V197ZM139 202L140 201H138V203H135V205L137 206V207L135 206L136 207V208H134L135 210L139 209L138 208ZM10 204H12V202H10ZM8 205L9 204H7L6 206H8ZM65 205L67 207H69V210H70L71 207H74V205L70 206V203L67 202V201H66ZM182 206L184 207V205H182ZM109 207H112V206H109ZM117 207H120V206H117ZM143 207H144V209H143L142 213L143 212H145V214L147 213V217H148L149 216L148 215L149 209H148L147 204L144 205ZM104 209H106V210H104ZM242 209H241V211H238V212H242ZM65 210L67 212L66 214L68 215V217H72L71 212H68V208H66ZM77 210H78L79 213H82L83 215H86V217L91 215V213H93V215H98L99 214V216H100L102 212H107V214H109V216L110 215L112 216V213L114 211V210L112 211V210H109L108 208L104 207V205L102 204L101 201L90 202L89 197L85 198V200L83 201V204L81 206H78ZM68 213H70V214H68ZM211 213H213V212H211ZM237 214L238 213L235 212V213H232L231 215L229 214L230 216H227L228 214L226 213V215H225V216H227L226 219H222V220L216 221V222L211 220L210 224L206 225L207 228H206V232H205L204 236H203V234H200V232H199L200 228H199V231H198L199 223L198 224L196 222L194 223V221L192 219H190L187 222L186 225H183V227H180L181 230H180L179 233H176V232L174 233L173 230H172V233H174V235H176V238H175V236L173 237V238H175L174 239L175 240L174 243L170 240L171 243H173L171 245L174 247L173 248V250H174L173 251L174 252L173 256H177V257L180 256L179 258L187 261V260L195 257V255H196L197 260H196V262L194 264H199V262L205 256L206 251H207V248L204 247V245H202L204 243V241L202 239L209 238V234H210V232L212 233V231H213V234L211 235V238H213L214 236L219 235V233L225 227H227V226H229L231 224L232 220L234 219V216L237 215ZM243 214H245V213H243ZM162 215H163V213H162ZM141 217H143V215ZM144 217H146V215ZM143 218H142V220H143ZM187 219H188V217H187ZM187 219H186V221H187ZM207 221H210V220L208 218H206V222ZM233 221H235V220H233ZM163 223L166 224V222H163ZM196 224H197V226H196ZM60 225H61V223L59 225L55 226V227H51L56 232V234L59 237V239L62 240L60 243L56 242L54 244V240L48 235V233H50V235H51V231L50 232H46L47 229L45 231L44 230L40 231V233H37L36 236L33 234L35 242H33L32 239L31 240H27V243L23 242V243H26L25 244L26 246H24V247H22L23 245L19 244V243H21L20 240H16L18 242L17 245H20V246H18L16 249L15 248L13 249V246L11 245L12 246L11 249H13L11 252L12 253L14 252V257H11L12 261H11L10 264H19V254L20 253H18V252L22 251L23 248H25V249L31 248L30 243H32L34 245V247H32V250L29 249L28 251H30V253H31L30 257L33 258L34 261L33 260L29 261L31 259L30 258L28 261L26 260L25 264H40V263H43V264H74V263H76V264H103L101 262H107L106 264H116L119 261H121V264H126L127 262H128L127 264H152V263L147 262V261L141 263L142 260L144 259V253H143L144 250L141 249V248H137L134 251L130 250V252H132V254H134L135 262L134 263L129 262L128 261L129 260V255L128 256H121L119 254L120 252L118 253V245L114 246L116 243L113 244L114 237H112L111 234L107 235L105 240L102 242V241H100L98 235L95 234V237H92L91 235H89L88 232H85V241H87L85 243V245L82 244V243H79V242H78V244L74 245V243L76 241L75 240L72 241V238H71L72 237V232H71V230L67 231L68 234L66 232H64L65 227H67V226L68 227H72L74 224H72V223L71 224H68V223H64L63 224L62 223V228L60 230H58ZM152 225H154V224H152ZM78 226L82 228V223L78 222ZM187 227H188V229H187ZM231 227H230L229 230H231ZM234 227H236V225H234ZM28 229H30V228H28ZM253 230H255V229H253ZM232 231H233V229H232ZM247 231H248V229H247ZM256 231H257V229H256ZM251 232H253V231L251 230ZM257 233H254V235H256ZM194 234L196 236H199V237L197 239H195V240H191V238H192V236ZM263 234L259 233L258 235L259 236H261V235L263 236ZM33 235H31V237ZM206 235H207V237H206ZM247 235H248V233H247ZM78 237L80 238V236H78ZM226 237H228V236H226ZM250 237H252V235ZM254 237H252V238H249V237L248 238H242V239H240L238 241L232 242L230 244V246L229 245L222 246L219 249L213 251L209 257L210 258H214L215 254L217 253V251H219V252H221V255H224V256H227V257L228 256H231V257L234 256V257H232L229 260L228 263H230V262L233 263V262H235L237 260L234 264H253V261L256 258L257 250H259V249L261 250L262 249V252H264V245L256 244L258 242L263 243L264 242L263 237H259V238L258 237L254 238ZM161 238H163V237H161ZM260 238H262V239H260ZM168 239H170V238H168ZM253 241H254V243H253ZM62 242L64 243V245H62V247H64V250H63V253H62L61 257L58 259V258H56V256H58V254H59V249L61 247ZM101 242H102V244H100ZM196 242H198V243H196ZM50 246H53L52 247V251H51V247ZM94 246H96L97 248L95 249ZM107 247H108V249H107ZM114 248H115L114 253H111L114 250ZM76 249H77V252L79 254H77ZM94 249H95L97 258L93 260V258H88V256L86 254L90 253V255H92L93 252H94ZM109 249L111 250V252H109ZM70 250H71V252H70ZM103 251H105V252L104 253H99V252H103ZM125 251H124V253H125ZM51 252H54V254H51ZM124 253H123V255H125ZM53 255H54V258H51V257H53ZM90 257H92V256H90ZM72 258L74 260L72 262H70V263H67L68 260L72 259ZM260 259H261L260 262L263 263L262 261H264V256L262 255V257ZM4 261H6L5 258H3V259L0 258V264H4Z\"/></svg>",
  "mask_w": 264,
  "mask_h": 264
}]
</instances>
